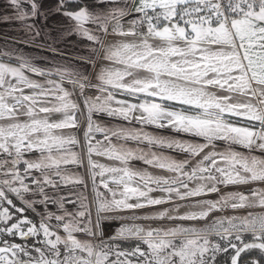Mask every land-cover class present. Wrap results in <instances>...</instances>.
I'll use <instances>...</instances> for the list:
<instances>
[{"label":"snow or ice","instance_id":"obj_1","mask_svg":"<svg viewBox=\"0 0 264 264\" xmlns=\"http://www.w3.org/2000/svg\"><path fill=\"white\" fill-rule=\"evenodd\" d=\"M0 25V264H264V0Z\"/></svg>","mask_w":264,"mask_h":264},{"label":"rangeland","instance_id":"obj_2","mask_svg":"<svg viewBox=\"0 0 264 264\" xmlns=\"http://www.w3.org/2000/svg\"><path fill=\"white\" fill-rule=\"evenodd\" d=\"M5 26H3V25H0V29H3Z\"/></svg>","mask_w":264,"mask_h":264}]
</instances>
